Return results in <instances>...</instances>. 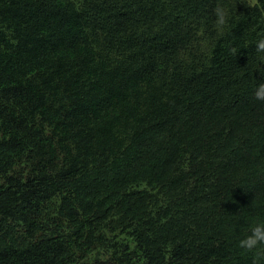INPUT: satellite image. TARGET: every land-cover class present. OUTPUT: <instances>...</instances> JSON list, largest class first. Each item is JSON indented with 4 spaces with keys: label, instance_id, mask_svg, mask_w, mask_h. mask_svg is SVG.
<instances>
[{
    "label": "trees",
    "instance_id": "1",
    "mask_svg": "<svg viewBox=\"0 0 264 264\" xmlns=\"http://www.w3.org/2000/svg\"><path fill=\"white\" fill-rule=\"evenodd\" d=\"M79 1L0 0V264H209L200 242L206 231L203 218L212 212L186 197L176 179L167 193L157 179L161 171L152 167V157L138 155V142L127 132L119 140H110L100 117L110 111L111 103L100 107L101 114L81 118L85 104L81 92L99 90L109 97L118 84L136 108L152 105V98L139 86V72L147 69L154 75L146 78L160 81L161 99L177 109L175 129L195 127L205 133L206 142H212L203 151L204 165L198 162L208 170L195 181H208L221 189H260L264 158L245 154L241 163H235L226 155L240 141L239 128L250 129L264 117V104L229 110L218 121H231L224 128H211L218 114L207 109L228 83H247L250 70L259 66V59L251 54L254 38L221 36L217 47L225 55L222 62L204 55L198 58L205 51L203 44L182 33L163 42L162 52L148 45L144 26L156 22L144 19L143 6L137 12L129 0H119L117 14L106 10L93 15V0L85 5ZM153 3L163 16L156 32L161 40L168 36L174 18L211 21L205 14L213 6L209 0ZM71 15L84 22L72 27ZM87 27L121 34L116 46L133 37L146 47L127 42L124 55L109 64L90 52H109L115 45L99 47L96 42L88 48ZM36 32L45 40L42 44ZM261 34L257 30L256 35ZM144 52L162 55L146 65ZM192 109L198 110L196 121ZM152 111L140 112L134 121L137 129L147 122L157 127L173 118L166 105ZM175 129L168 128L169 135H175ZM215 138L219 139L213 143ZM258 144L264 151V131ZM184 145L172 146L168 157ZM171 168L173 177L182 176L192 187L193 167L168 165V178ZM218 169L221 174L211 177ZM176 193L178 200L171 195ZM256 208L261 209V203ZM255 219L231 237L232 245L250 232ZM227 263L218 259L214 264Z\"/></svg>",
    "mask_w": 264,
    "mask_h": 264
},
{
    "label": "clouds",
    "instance_id": "2",
    "mask_svg": "<svg viewBox=\"0 0 264 264\" xmlns=\"http://www.w3.org/2000/svg\"><path fill=\"white\" fill-rule=\"evenodd\" d=\"M89 0H80L78 3L85 5ZM178 3L179 0H174ZM213 6L206 10V16L210 17L211 21H205L200 17H192L185 19L174 18L173 24L169 27L168 36L161 40L156 36V32L163 23V16L160 10H155L152 7L153 0H129L127 3H133L137 12L142 11L140 5L143 6V17L148 22H156L154 25L147 23L145 28L148 29V37L150 45H155L159 51L162 50L163 42L170 40L172 37L182 33L187 34V38L191 41H199L204 46V52L198 58H216L223 61L225 55L220 52L217 47L218 39L223 36L230 35H250L254 38L253 49L251 52L259 59L258 67L252 69L247 76V83H228L229 87L222 89L214 97L211 106L207 108L209 111L218 114V119L214 122L211 128L220 127L224 128L231 121L218 122L225 117L229 110L240 111L245 107L252 108L257 102L264 104V0H209ZM119 0H93L96 7L91 10L92 14L107 13L106 10L112 11L117 14V4ZM178 9V6H177ZM100 11V12H98ZM109 13V12H108ZM87 16L89 13L87 12ZM263 16V20L260 19ZM70 16V21L73 25L84 22L81 18H73ZM69 22V21H68ZM89 22L87 21L86 24ZM125 24V23H122ZM261 29L262 34L256 35L257 30ZM41 42L40 34L34 33ZM86 45L88 48L95 47V43H99V47L104 44L115 45L117 50L122 47L120 52H114V48L109 52H90L95 57L113 64L120 59L125 52L127 42L130 44H139V47H146L145 43L139 38L128 37L123 44L117 45L114 43L115 39L122 38L123 36L117 32L96 30L87 27L86 30ZM16 40L17 38H13ZM161 40V41H160ZM147 45V46H148ZM97 51V50H94ZM163 52V50H162ZM162 52H144L143 62L147 63L154 57H159ZM174 63H171V67ZM101 72H93L99 74ZM149 74H153L147 69L139 72L140 75V88L145 91L146 97H151L153 100L152 105L140 104L138 108L134 106V100L130 96L124 95V86L113 85L110 96H106L104 92L99 90H83L81 92V102L85 101L84 106H81L79 116L84 119L91 118L96 114H101L103 111L101 106L106 103H111L112 108L110 111L100 117L102 120V127H104L109 134L111 141L119 140L125 132L132 136L134 141L138 142L141 154H148L152 157V167L156 170L159 169L161 174L157 179L166 188L169 189L173 179H176L184 187L186 197L191 198L205 212H212L211 215L203 218L205 225V237L200 242L202 251L204 252L203 258L208 260L209 264H214L218 259L228 260L227 264H264V186L260 189L256 188H242L241 190L236 187L219 188L213 183L204 181L197 183L195 178L202 179V175L206 173L209 166L201 169L200 166L204 165L203 151L208 144L205 133L195 131V127H182L180 130L175 129L177 126V109L173 105H169L165 99H161V91L159 89L160 81H155L152 78H146ZM10 82V81H8ZM6 82V83H8ZM31 82V80H30ZM27 87V86H26ZM6 94L9 91H4ZM166 105L172 111V120H166L160 123L157 127L150 123H144L141 129H137L134 125L135 118L140 116V112H148L153 108L155 112L159 107ZM184 112V111H183ZM193 118L197 120L198 110L192 109ZM232 124V123H231ZM130 129H127V126ZM168 128H174L177 133L169 135ZM112 130V131H111ZM264 131V117L255 121L250 129L240 127V141L235 146L234 150L226 155V159L230 162L241 163L243 155L254 153L260 158H264V151L260 150L258 139L260 133ZM220 138V137H219ZM218 138V139H219ZM215 138V141H218ZM185 144L181 151H178L171 159L168 153L172 146H180ZM201 162L200 166L198 162ZM175 167H193L192 172L193 180L192 187L188 180L182 176L173 177V168H171L172 176L168 178L167 166ZM152 171H150L151 174ZM213 171H211L212 173ZM221 174V170L212 174L211 177H217ZM161 179H159V177ZM156 180V179H155ZM154 182V181H153ZM248 189V190H244ZM225 194L224 195H222ZM251 195L249 196V194ZM173 199L178 200L180 194H171ZM256 195V197H255ZM208 201H206V199ZM253 199H258L257 202ZM211 200V203H210ZM261 203V209H257L256 205ZM257 218L253 222V226L248 234L242 239L236 241L232 245L231 237H237L249 219ZM160 235H163L159 229L156 228ZM207 263V262H206Z\"/></svg>",
    "mask_w": 264,
    "mask_h": 264
}]
</instances>
